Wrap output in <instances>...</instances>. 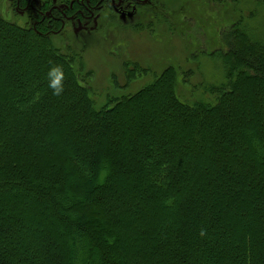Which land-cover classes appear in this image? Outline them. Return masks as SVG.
Segmentation results:
<instances>
[{
	"label": "trees",
	"instance_id": "obj_1",
	"mask_svg": "<svg viewBox=\"0 0 264 264\" xmlns=\"http://www.w3.org/2000/svg\"><path fill=\"white\" fill-rule=\"evenodd\" d=\"M253 14L222 32L226 48L211 54L225 80L200 86V100L178 95L167 66L99 106L82 51L0 15V264H264ZM56 65L61 95L48 86Z\"/></svg>",
	"mask_w": 264,
	"mask_h": 264
},
{
	"label": "rangeland",
	"instance_id": "obj_2",
	"mask_svg": "<svg viewBox=\"0 0 264 264\" xmlns=\"http://www.w3.org/2000/svg\"><path fill=\"white\" fill-rule=\"evenodd\" d=\"M155 4L138 16L111 21L89 36L64 35L63 45L82 51V78L88 80L97 106L135 92L167 66L177 70L178 95L188 99L193 92L191 99L198 100L200 86L225 80L221 59L211 53L226 48L222 32L239 13H254L252 27L264 33V0H156ZM0 15L13 18L6 0H0ZM138 64L148 69L146 74L138 73ZM126 75L134 78L127 81ZM74 175L71 181L77 179Z\"/></svg>",
	"mask_w": 264,
	"mask_h": 264
},
{
	"label": "flooded vegetation",
	"instance_id": "obj_3",
	"mask_svg": "<svg viewBox=\"0 0 264 264\" xmlns=\"http://www.w3.org/2000/svg\"><path fill=\"white\" fill-rule=\"evenodd\" d=\"M10 22L51 38L60 48L64 35L85 36L111 21L126 20L155 8L156 0H6Z\"/></svg>",
	"mask_w": 264,
	"mask_h": 264
},
{
	"label": "clouds",
	"instance_id": "obj_4",
	"mask_svg": "<svg viewBox=\"0 0 264 264\" xmlns=\"http://www.w3.org/2000/svg\"><path fill=\"white\" fill-rule=\"evenodd\" d=\"M49 88L53 90L54 95H61L65 90V73L61 65L53 66L47 73ZM203 231L201 235H203Z\"/></svg>",
	"mask_w": 264,
	"mask_h": 264
}]
</instances>
